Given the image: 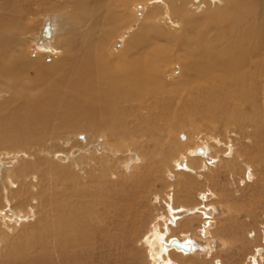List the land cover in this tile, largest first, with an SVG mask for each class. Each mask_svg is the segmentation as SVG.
Instances as JSON below:
<instances>
[{"label": "bare ground", "instance_id": "1", "mask_svg": "<svg viewBox=\"0 0 264 264\" xmlns=\"http://www.w3.org/2000/svg\"><path fill=\"white\" fill-rule=\"evenodd\" d=\"M134 1L144 2L0 0V150L7 151L6 160L0 152L2 264H78L77 247L89 233L94 251V242L104 246L97 228L88 221L83 227L85 217L124 226L129 217L120 220L119 213L131 192L145 190L162 172L175 151L173 132L189 125L216 135L163 169L169 184L182 180L183 186L167 195L168 214L145 242L153 264H183L229 249V241L214 235L218 210L207 175L224 188L225 179L236 181L243 172L236 183L250 184L260 173L264 187V0H146L151 7L143 14L137 2L129 11ZM31 19L40 21L36 31L26 28ZM132 24L137 27L112 55L109 37L116 32V39ZM32 44L38 53L29 59ZM174 64L179 76L165 81ZM85 127L106 132L114 144L86 131L61 134ZM125 143L131 146L123 151ZM70 166L96 174L103 196L75 186L57 190L64 178L69 182ZM55 174L52 183L49 175ZM90 178L77 181L85 187ZM200 182L205 190L198 191V204L175 205ZM89 187L95 188L93 181ZM116 194L125 195V203V196L117 203ZM90 199L101 207L93 210ZM99 208L102 215L96 216ZM198 218L203 222L197 228ZM26 224L33 236L20 247L9 233ZM91 247V264L102 262L104 256ZM255 253L253 264L264 261V247Z\"/></svg>", "mask_w": 264, "mask_h": 264}, {"label": "rangeland", "instance_id": "2", "mask_svg": "<svg viewBox=\"0 0 264 264\" xmlns=\"http://www.w3.org/2000/svg\"><path fill=\"white\" fill-rule=\"evenodd\" d=\"M136 2L139 5V10L137 9L136 11L137 12L140 11V13L142 14L151 7V4H149L148 1L146 0H144V2L142 1L141 3L138 1L129 2L127 7L129 8V11L131 13H133L134 11L132 6L135 5ZM42 11L45 12L44 9ZM124 13L126 15L129 14L127 10H125ZM26 15L30 16L31 14L26 13ZM38 19L40 20V18ZM38 19H35V21L31 19V22L27 21L26 23L27 30L36 31V27L40 25V21ZM45 20L46 19H44L43 21ZM132 25H133L132 28L123 31V34L119 36H115L117 37L116 39L113 38L116 32L109 37L110 46L112 47L113 50L112 55L122 48L123 40L126 38L128 33L132 31V29H135L137 27L134 24ZM35 49L38 48L34 44L28 46L26 48L25 55L29 59L34 56L36 57L38 52ZM169 53L171 54V52ZM47 57L53 58V55L49 54ZM44 59L47 60L46 58H41L40 60L44 61V63L45 62L47 63L48 60L45 61ZM169 68L170 70L167 75L168 77L165 79V81H170L173 78L178 77L180 74L179 64L171 65ZM86 127L79 129L77 131L67 130L61 134H73L74 132H76L77 134H81L84 131H86L87 132L86 134H88L89 137L91 138H93L95 135H99V137L102 138L103 142H106L108 140L106 132L96 133L91 130H86ZM224 133L225 132H223L219 136L222 137ZM213 135H216L213 130H208L205 127H196L192 125H189L188 127L181 129L179 131H174L170 140H174L176 143L175 151L165 158L162 165V172L158 176H157L158 173L154 174V177L151 180L150 185L147 186L145 190H142V188L139 186L138 189L131 192L132 196L130 197L129 202L125 207V212L124 210L122 211L120 210L121 211L119 213L120 220L123 219V215L124 218L129 217V219H127V223H125L126 225L123 223L124 226L120 225L119 227H114L113 225L112 227L105 220H100V221L95 220L93 221L94 223H92L90 222L91 221L90 218L87 219L88 217H85L86 221L85 223L83 222L84 223L83 227L88 221V223H90L89 224L90 226L88 225L90 229L94 230L95 228H97L95 229V231L97 230V233L102 235L101 237L105 239V242L103 243L105 245L101 246L100 241L94 242L96 243L94 244L95 245V251H94V246L92 242L93 239H91L92 235L89 233L88 236L86 237L83 236L84 242L87 243H85L84 245H79L77 247L76 253L78 254L77 255L78 264L81 263L91 264L90 262L91 259L88 258L90 256V249H88L90 246H92L91 249H93V254L95 255L102 254L104 256V260H102V262H99L98 258H96L97 263L95 262V264H153V260L151 261L153 257V250L150 246H146L145 242L148 236L150 237L152 236L154 232V225H156L159 222V220L162 221L164 217L167 216L168 213L165 202H168L169 204V198H168L169 194L175 193L176 195L177 191H179L180 188L183 186L182 180L180 182L177 181V184L174 186L169 184L168 180L165 177L163 169L166 166H171L170 164L171 160L177 158L178 154L183 155L189 149L193 150L196 147L201 148V145L207 144L210 141L207 139L209 137H213ZM107 143L112 145L114 144L112 143L111 140H108ZM165 144L168 143L165 142ZM130 146L131 145L125 143L124 146L122 145L121 149L125 151V148ZM240 147L241 146L239 145V148ZM0 152H2L1 154L2 158L6 160L7 154L5 152L7 151L1 149ZM158 157H160V155ZM99 158L101 159L102 162H103L102 159H105L104 156H101ZM91 159L92 158H90L89 160ZM250 165L255 166L253 164ZM81 167L78 166V169L77 168L75 169L73 166H70L69 168L67 167L65 171L69 170V174L66 176L69 182H65V178H64L62 184L57 188V190L59 189V191H62L66 188H71L72 186H75L80 191L85 190L89 194L94 193L95 195L103 196L104 191L100 189L102 187L101 184L99 183L100 178L95 177L96 174L92 172L88 174L89 177H93V178H90L91 180L85 183V187L77 181L80 177L84 179H87L88 177L86 173L81 169ZM72 168L75 170L78 176L74 173ZM6 169L10 170V167ZM154 170H156V167H154ZM180 174L183 175L182 173ZM243 174L244 173L242 172L240 176H237L236 181H238L243 176ZM257 175H258L257 181L250 184H246L244 181H239V183H236L235 180L230 181L224 178L225 181L228 183V186H225L224 188L220 186H215L213 183H211L209 175H207L210 182L209 184H207V187L212 189L216 193V197L213 201V204L216 206L218 210V214L216 216L218 226L214 230L215 231L214 235L216 239L229 241L230 242L229 249L226 248L220 249L216 254H214V257L212 258L206 257L207 259L203 257V255H200L198 257L193 256L189 262L183 264H216V263L217 264H253L254 261L252 262V258L256 257V253H255L256 248L264 247V200H263L264 187L261 185L260 176L262 175L260 173L259 174L257 173ZM98 177H101L102 181L103 179H105V177H102V175ZM49 178L52 180V183H54L55 180H58L56 174L49 175ZM107 180H111V179L108 178ZM92 181L95 184V188L89 187ZM192 183H194L193 180ZM203 184H204L203 182L202 183L200 182L198 185L193 184V187L190 189V193H188L189 194L188 198L186 199V197L185 198L180 197L179 200L175 201V205L184 202H186L190 206H194L198 204L199 201L196 200V198H198L197 197L199 194L198 191L205 190V185ZM116 196H118L116 198L117 203H122V197L125 195L121 196L120 194H116ZM125 199L126 196L123 198L124 203H125ZM90 201H91L90 203H93V210H96L98 209V207H101L99 205L98 206L94 205V202H92L91 199ZM135 201L137 202V205L135 204ZM255 203L259 204L257 209ZM122 207L124 208V204ZM101 211H102L101 208H99V212L96 213V216L102 215ZM41 214L42 212L39 209L38 213L36 214V219L39 220ZM130 218L132 219V223L131 221H129ZM200 220L201 219L198 218L196 221L195 225L197 226V228L198 225H200L203 222V221L201 222ZM36 225H38V223ZM32 231L33 230L31 229V226L26 224V226L24 227L14 228L13 232L9 233V237L13 239L12 241L15 245H19L20 247L21 246L23 247L24 246L22 243L23 240L25 245H27L29 243L30 237L33 236ZM26 234H27V238L26 236H23ZM28 235H32V236L28 237ZM15 236L17 237L15 238ZM21 236H23L24 238L19 239ZM94 236L95 235L93 233V237ZM189 238L195 243L200 242L198 241L196 234L194 235L191 234ZM135 240H137V242H135ZM149 249H151V251ZM214 259L218 261L216 262ZM0 264H2V261L0 262ZM258 264H264V261H260L258 262Z\"/></svg>", "mask_w": 264, "mask_h": 264}, {"label": "water", "instance_id": "3", "mask_svg": "<svg viewBox=\"0 0 264 264\" xmlns=\"http://www.w3.org/2000/svg\"><path fill=\"white\" fill-rule=\"evenodd\" d=\"M45 29H47L46 26H44L43 30H45ZM171 242L174 243V244H175L176 246H178V247H183V248L186 247L185 244H181V243H179L178 241H176L175 239H172Z\"/></svg>", "mask_w": 264, "mask_h": 264}]
</instances>
